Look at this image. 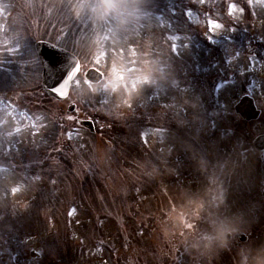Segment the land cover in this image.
Segmentation results:
<instances>
[{
  "label": "rangeland",
  "instance_id": "1",
  "mask_svg": "<svg viewBox=\"0 0 264 264\" xmlns=\"http://www.w3.org/2000/svg\"><path fill=\"white\" fill-rule=\"evenodd\" d=\"M223 1L0 0V264H216L233 251L206 249L205 228L226 238L245 225L240 247L264 249V223L222 216L264 208L235 197L232 110L239 83L264 98V34L248 41L249 63L219 51L234 44L216 38ZM41 39L80 60L65 101L41 90ZM89 67L100 82L84 80ZM261 115L243 128L263 131ZM87 118L94 134L78 126ZM189 213L203 232L185 230Z\"/></svg>",
  "mask_w": 264,
  "mask_h": 264
},
{
  "label": "water",
  "instance_id": "2",
  "mask_svg": "<svg viewBox=\"0 0 264 264\" xmlns=\"http://www.w3.org/2000/svg\"><path fill=\"white\" fill-rule=\"evenodd\" d=\"M36 50L42 60L45 73L50 79H55L53 73L59 78L58 86L63 96L68 88V84L77 72V63L69 54L54 48L51 45L39 42L36 44ZM60 96V97H61ZM244 112H249L245 110Z\"/></svg>",
  "mask_w": 264,
  "mask_h": 264
},
{
  "label": "flooded vegetation",
  "instance_id": "3",
  "mask_svg": "<svg viewBox=\"0 0 264 264\" xmlns=\"http://www.w3.org/2000/svg\"><path fill=\"white\" fill-rule=\"evenodd\" d=\"M252 193H247V195H251ZM253 216H255L256 217V222L255 223H257L258 225H262L263 223H264V219H261L260 217H258L257 215H250V217L252 218ZM240 228H235V229H233L232 230V232L231 233H234V235L236 236L237 235V233H238V230H239ZM262 234H263V237H264V231L262 232ZM219 236V235H218ZM208 237V236H207ZM264 241V238L262 239V242ZM231 244L228 246L227 244H218V245H220V246H222V247H220V248H222V249H225V248H227V251H229L230 249L233 251V254H231L230 252H229V254H227V255H234L235 256V253L234 252H236V253H241V248L242 247H240V245H241V243L239 242V241H236V240H234V241H232V242H230ZM223 245H227L226 247L225 246H223ZM205 247H206V249H211V244H205ZM236 248H237V250H236ZM217 249V248H216ZM220 258L222 259V256H221V253H219L217 256H216V252L213 254V256H212V259H218V260H220ZM260 264H264V263H260Z\"/></svg>",
  "mask_w": 264,
  "mask_h": 264
}]
</instances>
